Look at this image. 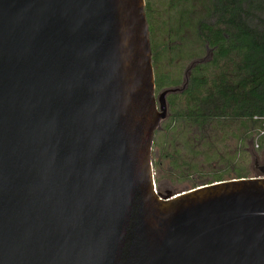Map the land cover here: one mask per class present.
Wrapping results in <instances>:
<instances>
[{
    "label": "water",
    "instance_id": "95a60500",
    "mask_svg": "<svg viewBox=\"0 0 264 264\" xmlns=\"http://www.w3.org/2000/svg\"><path fill=\"white\" fill-rule=\"evenodd\" d=\"M145 0H0V264H264V168L155 188ZM201 62V61H200Z\"/></svg>",
    "mask_w": 264,
    "mask_h": 264
},
{
    "label": "trees",
    "instance_id": "16d2710c",
    "mask_svg": "<svg viewBox=\"0 0 264 264\" xmlns=\"http://www.w3.org/2000/svg\"><path fill=\"white\" fill-rule=\"evenodd\" d=\"M178 7H181L180 12L171 19H174L181 46H171V52L185 58L184 61L202 60L208 51L210 56L198 61L182 92L168 97L172 114L167 128L172 136L189 138L185 142L189 146L192 139L184 131L196 129L199 136L194 139L205 148L203 152H197L206 162H219L225 169L222 173L214 172L203 184L194 182L192 189L248 178L249 168L237 163L238 150L224 155L219 145L234 128L239 135L232 136L239 143L254 139L263 128L264 0H172L168 10L172 12ZM149 8L150 4H147V20L151 19ZM154 34L155 30L154 33L151 30L152 59L156 68L159 58L155 54ZM155 77L156 91L165 85L176 86L171 88H179V84L185 86V77L182 79L181 75ZM260 143L264 150V137ZM172 164L175 165L176 160ZM180 169L186 172V179L197 171L193 164L186 170ZM225 173L235 175L226 179Z\"/></svg>",
    "mask_w": 264,
    "mask_h": 264
},
{
    "label": "rangeland",
    "instance_id": "374dc122",
    "mask_svg": "<svg viewBox=\"0 0 264 264\" xmlns=\"http://www.w3.org/2000/svg\"><path fill=\"white\" fill-rule=\"evenodd\" d=\"M145 1L146 5L150 4L148 12L151 19H149L148 22L150 25V31L152 30V33H154L155 30L153 41L155 54L158 55L159 58L158 65L156 68L154 67L155 75H159L160 77L168 75H181L182 79H184L190 65L194 62H202L203 60L208 59L210 52H205L201 57L203 58L202 60L195 61H184L185 58L182 57V60L180 56L174 55L175 53L171 52L170 47L173 45L181 46V41L175 33L176 25H173L174 19L172 21L171 18L174 14H178L180 12L181 7H178L174 9V11L170 12L171 10L168 9H170V3L172 0ZM172 30H174V32ZM186 53L188 55V52ZM173 58L175 59L173 60ZM171 87L176 86H162L160 89H157L156 94L158 95L162 91ZM177 87L182 88L183 86L182 84H179ZM171 114V107L168 103L167 118L160 123L154 137V163H160V165L156 167L154 165L155 188L163 195L176 194L191 190L194 182L203 184V182H207L210 179V176L214 172L222 173L225 170L219 162L214 161L208 163L205 161L204 156L199 154V152H203L205 148L200 147V143L194 139V137L199 136L196 129L188 128L184 131L189 134L190 140L192 139L190 146L195 145L194 148L186 145L185 142H188L189 138L178 137L177 135L172 136V133L167 128L170 122ZM179 130L181 131V127ZM229 132L230 135L226 136L223 143L219 145L222 153L225 155L229 152L233 153L238 150L237 163L246 165L249 168L248 178L262 175L263 172L261 169L264 168V150L261 147L256 148L255 146V139L257 135H254V139L249 138L245 142L239 143L237 138L232 136L239 135L237 130L234 128ZM173 160H176L175 165H177V168H175V165L172 164ZM192 164L196 165L197 171L194 172L189 179H186L184 178L186 176V172L182 171L180 168L186 170ZM234 175V173H225V178L229 179Z\"/></svg>",
    "mask_w": 264,
    "mask_h": 264
},
{
    "label": "built area",
    "instance_id": "2783aa9c",
    "mask_svg": "<svg viewBox=\"0 0 264 264\" xmlns=\"http://www.w3.org/2000/svg\"><path fill=\"white\" fill-rule=\"evenodd\" d=\"M264 137V123H263V128L259 131V133L256 136L255 139V146L256 148H260L261 143H260V139Z\"/></svg>",
    "mask_w": 264,
    "mask_h": 264
}]
</instances>
